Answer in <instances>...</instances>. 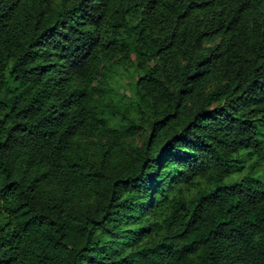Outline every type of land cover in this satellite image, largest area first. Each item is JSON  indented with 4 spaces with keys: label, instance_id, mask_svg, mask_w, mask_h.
Returning a JSON list of instances; mask_svg holds the SVG:
<instances>
[{
    "label": "trees",
    "instance_id": "1",
    "mask_svg": "<svg viewBox=\"0 0 264 264\" xmlns=\"http://www.w3.org/2000/svg\"><path fill=\"white\" fill-rule=\"evenodd\" d=\"M0 264H264V0H0Z\"/></svg>",
    "mask_w": 264,
    "mask_h": 264
},
{
    "label": "rangeland",
    "instance_id": "2",
    "mask_svg": "<svg viewBox=\"0 0 264 264\" xmlns=\"http://www.w3.org/2000/svg\"><path fill=\"white\" fill-rule=\"evenodd\" d=\"M148 134H149V132L146 131V133H143V134L137 136V137L135 138V141H136L138 144H141L142 141H143V139H144V138L146 137V135H148Z\"/></svg>",
    "mask_w": 264,
    "mask_h": 264
}]
</instances>
